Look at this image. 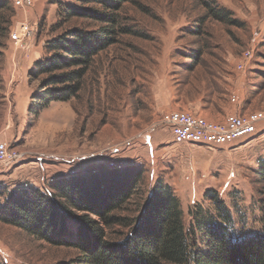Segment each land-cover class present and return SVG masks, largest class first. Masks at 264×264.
I'll return each instance as SVG.
<instances>
[{"label": "rangeland", "instance_id": "rangeland-1", "mask_svg": "<svg viewBox=\"0 0 264 264\" xmlns=\"http://www.w3.org/2000/svg\"><path fill=\"white\" fill-rule=\"evenodd\" d=\"M2 1L14 13L0 30V140L23 156L9 167L0 165L1 201L27 185L50 193L51 181L63 174L88 178L102 166L127 163L143 169L136 194L116 213L131 226L111 228L89 216L108 240L126 238L158 181L179 198L186 228L193 224L190 210L215 212L205 197L213 188L230 209L238 238L263 232L258 170L264 125L234 147L212 149L174 145L161 118L179 109L214 120L264 109V0H121L118 9L86 5L112 15L114 24L99 17L64 23L59 2L79 6V0ZM209 8H224L239 23L216 20ZM24 22L34 36L15 45L11 33ZM103 26H113L115 42L94 58L79 94L30 114L31 96L43 80L30 72L49 53L51 40L73 27ZM245 50H252V57L239 70ZM63 225L56 242H49L0 221V264H87L81 245L93 242L88 229L72 219Z\"/></svg>", "mask_w": 264, "mask_h": 264}, {"label": "trees", "instance_id": "trees-1", "mask_svg": "<svg viewBox=\"0 0 264 264\" xmlns=\"http://www.w3.org/2000/svg\"><path fill=\"white\" fill-rule=\"evenodd\" d=\"M79 2V6L59 2L57 13L64 23L99 17L114 24L112 15H100L86 5L121 6V0ZM205 4L209 7L211 2ZM13 13L12 7L0 0V30L1 23L10 24ZM209 13L216 20L239 23L230 20V11L224 8H209ZM112 27L92 31L73 27L51 40L49 53L30 72L36 79L43 77L31 96L30 114L40 115L52 102L70 101L79 94L94 58L115 42ZM258 175L264 186V158ZM142 180L143 169L127 163L102 166L88 178L80 173L63 174L51 181L50 193L27 185L6 195L0 200V221L56 242L63 221L72 219L91 234L92 244L81 245L87 264H264V229L252 238H238L233 215L213 188L205 191V197L215 212L190 210L193 224L186 228L179 198L170 186L158 181L126 238L108 240L99 222L89 216L95 215L111 228L131 226L126 216L116 213L132 200ZM0 195H4L1 188Z\"/></svg>", "mask_w": 264, "mask_h": 264}, {"label": "built area", "instance_id": "built-area-1", "mask_svg": "<svg viewBox=\"0 0 264 264\" xmlns=\"http://www.w3.org/2000/svg\"><path fill=\"white\" fill-rule=\"evenodd\" d=\"M33 36V27L24 22L11 33L10 38L15 45H22ZM242 55V61L237 64L239 70L245 69V61L252 57V50H245ZM231 99L236 102L238 96L233 95ZM161 123L169 129L174 145L199 144L212 149L234 147L257 134L260 126L264 125V109L230 113L219 121L179 109L163 114ZM22 156L23 153L12 149L7 141L0 140V165L9 167Z\"/></svg>", "mask_w": 264, "mask_h": 264}, {"label": "crops", "instance_id": "crops-1", "mask_svg": "<svg viewBox=\"0 0 264 264\" xmlns=\"http://www.w3.org/2000/svg\"><path fill=\"white\" fill-rule=\"evenodd\" d=\"M228 114H230V113H228ZM228 114H227V115H228ZM221 116H222V115H221ZM223 116H224V115H223ZM206 117L209 118V119H211V120H214V119H212V118H210V117H208V116H206ZM224 118H225V117H224ZM224 118H223V119H224ZM223 119L220 118V119L215 120V121H219V120H223ZM262 128H264V127L262 126ZM262 128H261V129H262ZM0 132H1V127H0ZM3 137H4V136H3ZM0 138H1V133H0Z\"/></svg>", "mask_w": 264, "mask_h": 264}]
</instances>
